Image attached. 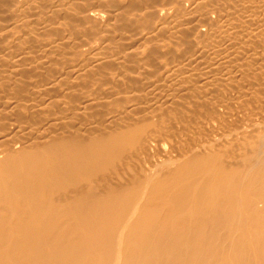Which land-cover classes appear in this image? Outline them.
I'll return each instance as SVG.
<instances>
[{"label": "bare ground", "instance_id": "6f19581e", "mask_svg": "<svg viewBox=\"0 0 264 264\" xmlns=\"http://www.w3.org/2000/svg\"><path fill=\"white\" fill-rule=\"evenodd\" d=\"M259 12L0 0V264H264V120L227 94Z\"/></svg>", "mask_w": 264, "mask_h": 264}, {"label": "rangeland", "instance_id": "374dc122", "mask_svg": "<svg viewBox=\"0 0 264 264\" xmlns=\"http://www.w3.org/2000/svg\"><path fill=\"white\" fill-rule=\"evenodd\" d=\"M235 9H237V8H235ZM240 9V8H239ZM238 9V11H240V12H238L237 10H235V14L233 13V15L234 16H232V12H234V9H232L231 8V10L229 11L228 10V13H231V14H219V20L216 18V20H218V22H219V24H217V26H219V25H224V26H228L229 25V27H232V25H231V23L230 22H232L233 24H234V22L236 23L239 19L241 20V19H243V18H245V17H243V15H245L246 16V13H247V11H246V13H245V10H244V8H241L240 10ZM232 11V12H231ZM243 11V12H242ZM237 13H238V15H237ZM239 14L241 15L240 17H239ZM223 15H227L226 17L225 16H223ZM232 17H231V16ZM260 15V16H259ZM216 16V17H217ZM221 16H223L224 18H222ZM228 17V18H227ZM229 17L231 18L230 20H229ZM237 17H239V19H236ZM242 17V18H241ZM233 18V19H232ZM235 19V20H234ZM256 19V20H255ZM221 20V21H220ZM229 20V21H228ZM232 20V21H231ZM239 20V21H240ZM244 20V19H243ZM251 20V22L248 20V27H249V25L250 24H252L253 25V27L252 26H250L249 28L247 27V25H243V24H245L246 23V21L245 22H241L242 24L241 25H243L242 27H241V29H240V31L241 30H243L242 32H246V34L247 33H250V32H254L255 34H259V35H263V37H264V31H262V30H260L261 29V27H258L257 26V23L258 24H261L262 25V23H264V12H259V14L257 15H255V17L253 18V20H255V21H253L252 22V19H250ZM226 21V22H225ZM249 22H250V24H249ZM255 22H256V25H255ZM262 22V23H261ZM221 23V24H220ZM254 23V24H253ZM227 24V25H226ZM260 25V26H261ZM243 27H245L244 29H243ZM252 27V28H251ZM255 27H257V28H255ZM235 28V27H234ZM246 30H248V31H246ZM250 30V31H249ZM262 31V32H261ZM250 33V34H254V33ZM227 33V32H226ZM249 34V35H250ZM226 45V44H225ZM261 48H263V52H264V46L263 47H261ZM261 51H262V49H261ZM262 54H264V53H262ZM261 54H259V56H260ZM259 56H257V59H255L256 61H255V64L253 63V70H252V67L250 68V71L252 72H250L249 71V73H247L248 74V76H247V74H245L246 76H245V78H244V80L245 81H243L242 83H239V85H237L238 84V82L237 83H234V82H236L235 80H233V81H231L228 85H230V90H229V87H228V85L225 83V85L226 86H224V90L226 91V93L228 92L227 91V89L229 90V92L227 93V94H229V96L231 97V94H232V97L237 101V99H238V102L240 101L241 102V100L243 99H245L244 101H246V103H248V107H243V108H239L238 109V111H239V115H241L242 116V118H243V126L244 125H247L248 127H256V125H255V122H257V121H259L260 119L261 120H264V55H261L260 57ZM240 57V56H239ZM242 57V58H241ZM241 57L240 58H237L236 60L237 61H235V63H236V65H233V66H239L241 63L240 62H242L243 60H245V58H243V56L241 55ZM239 59V60H238ZM242 59V60H241ZM258 60V61H257ZM237 62H239V63H237ZM245 61H243L242 63H244ZM233 64H234V62H233ZM216 65V64H215ZM202 67V69H201V71H203V72H205V70H203V69H205V66H204V64L203 65H201ZM211 66V65H210ZM209 66V67H210ZM213 67H215V66H213ZM221 67V66H220ZM223 67H224V65H223ZM232 66H230V68H231ZM206 70L208 71L209 70V68H206ZM211 70H212V68H211ZM210 70V71H211ZM212 71H214V73H216L217 71H219V70H217L216 68H213V70ZM259 71V72H258ZM258 72V73H257ZM253 74V75H252ZM250 75H252L251 77H250ZM256 77V78H255ZM249 78V79H248ZM251 79V80H250ZM253 79V80H252ZM249 80V81H248ZM255 81V82H254ZM247 82V83H246ZM250 82V83H249ZM251 82L253 83V84H251ZM228 83V82H227ZM249 83V84H248ZM256 83H257V85H256ZM262 83V84H261ZM238 86H236V85ZM255 84V85H254ZM260 84V85H259ZM231 85H233V87L231 86ZM251 85V86H250ZM263 85V86H262ZM236 86V87H235ZM249 86V87H248ZM253 86V87H252ZM256 86V87H255ZM227 87V88H226ZM252 87V88H251ZM261 89H260V88ZM257 88V89H256ZM240 89V90H239ZM256 89V90H255ZM256 92H255V91ZM232 91V92H231ZM240 91H242V93L240 92ZM231 92V93H230ZM234 92V93H233ZM238 92H239V94H238ZM237 93V94H236ZM252 93V94H251ZM237 98V99H236ZM250 101H249V100ZM244 101H242L243 103H244ZM241 102V103H242ZM237 111V112H238ZM238 114V113H237ZM263 127V128H262ZM261 128H260V130H263L264 129V126H262ZM208 128L209 129H211V126H208ZM205 129L206 130V132L209 130V129ZM213 130V129H212ZM212 130H210V131H208L207 133H205V135L207 134L208 136H210V133L212 134ZM259 130V131H260ZM210 132V133H209ZM214 132V131H213ZM202 134L204 133V132H201ZM246 145H245V143L242 145V147H245ZM240 151H241V149H239ZM240 151H238V152H240Z\"/></svg>", "mask_w": 264, "mask_h": 264}]
</instances>
